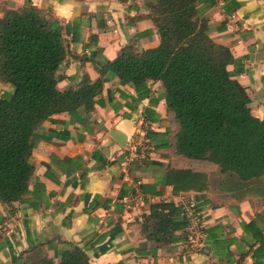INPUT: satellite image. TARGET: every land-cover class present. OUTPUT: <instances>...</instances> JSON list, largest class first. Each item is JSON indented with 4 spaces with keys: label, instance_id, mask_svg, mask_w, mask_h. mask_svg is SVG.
<instances>
[{
    "label": "crops",
    "instance_id": "obj_1",
    "mask_svg": "<svg viewBox=\"0 0 264 264\" xmlns=\"http://www.w3.org/2000/svg\"><path fill=\"white\" fill-rule=\"evenodd\" d=\"M151 1L0 0V18L29 3L64 28L67 54L55 73L58 91L83 76L103 81L88 114H57L34 131L27 192L20 203L0 204V264H13L35 246L56 262L54 252L63 243L83 249L89 264H251V252L244 253L258 244L243 225L252 221L264 236V186H238L216 167L176 155L175 127L159 82L135 91L99 74L129 42L139 51L158 45L148 18ZM203 15L211 40L234 60L226 70L245 90L250 114L264 119V0H213ZM10 92L0 83V96ZM112 131L125 137L124 146ZM134 146L147 150L139 154ZM167 167L204 173L206 190L173 195L163 182ZM160 202L192 205L203 227L218 226L230 245L219 258L210 248L188 252L182 242L154 251L140 226L149 207Z\"/></svg>",
    "mask_w": 264,
    "mask_h": 264
},
{
    "label": "trees",
    "instance_id": "obj_2",
    "mask_svg": "<svg viewBox=\"0 0 264 264\" xmlns=\"http://www.w3.org/2000/svg\"><path fill=\"white\" fill-rule=\"evenodd\" d=\"M212 4L213 0H152L148 18L158 45L139 51L129 42L103 64L99 74L108 73L135 91L143 90L148 81L159 82L161 98L175 127L176 155L214 166L238 186H264V119L250 114L245 90L226 70L234 61L229 50L208 35L203 12ZM64 34L57 20L29 3L5 11L0 18V83L11 89L10 94L0 96L1 205L20 203L27 192L33 171L31 138L39 125L61 113L82 110L88 114L101 91L102 79L90 82L86 76L64 91L56 89L55 73L67 54ZM163 182L173 195L207 188L206 175L190 169L167 167ZM181 214V207L172 202L149 207L140 232L152 249L182 242L188 252H208L210 248L219 258L220 249L230 245L218 233L219 227H203L202 246L192 249ZM253 225L251 221L243 227L252 230L258 245L252 250L250 245L244 255L251 252V264H264V236ZM178 231L181 233L176 235ZM63 245V250L54 252L56 262L35 246L21 253L13 264H89L83 249Z\"/></svg>",
    "mask_w": 264,
    "mask_h": 264
},
{
    "label": "built area",
    "instance_id": "obj_3",
    "mask_svg": "<svg viewBox=\"0 0 264 264\" xmlns=\"http://www.w3.org/2000/svg\"><path fill=\"white\" fill-rule=\"evenodd\" d=\"M138 148L139 154H143L146 151V148L141 146H134L133 150L136 151ZM182 216L186 221L185 233L187 235V241L190 248L199 249L202 246L203 240V223L201 217L193 209V206L190 204L181 205Z\"/></svg>",
    "mask_w": 264,
    "mask_h": 264
},
{
    "label": "water",
    "instance_id": "obj_4",
    "mask_svg": "<svg viewBox=\"0 0 264 264\" xmlns=\"http://www.w3.org/2000/svg\"><path fill=\"white\" fill-rule=\"evenodd\" d=\"M111 137H112V139L115 140V142L118 145L124 146V144H125V137L120 132H118V131H112Z\"/></svg>",
    "mask_w": 264,
    "mask_h": 264
}]
</instances>
